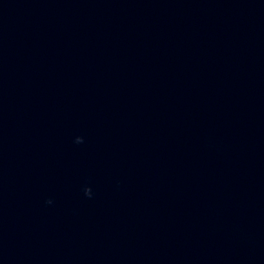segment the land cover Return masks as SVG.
<instances>
[{
	"label": "water",
	"instance_id": "95a60500",
	"mask_svg": "<svg viewBox=\"0 0 264 264\" xmlns=\"http://www.w3.org/2000/svg\"><path fill=\"white\" fill-rule=\"evenodd\" d=\"M0 264H264V0H0Z\"/></svg>",
	"mask_w": 264,
	"mask_h": 264
}]
</instances>
